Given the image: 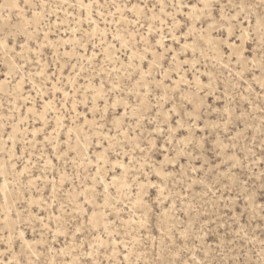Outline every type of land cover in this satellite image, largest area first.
<instances>
[{"label": "rangeland", "instance_id": "374dc122", "mask_svg": "<svg viewBox=\"0 0 264 264\" xmlns=\"http://www.w3.org/2000/svg\"><path fill=\"white\" fill-rule=\"evenodd\" d=\"M57 2L63 8L49 9L38 32L33 24L23 34L32 9L21 3L20 13L0 0V38L27 43L17 47L27 76L22 90L15 78L5 79L11 56L0 51V81L7 82L0 90V261L28 264L36 252L47 264H62L81 258V245L101 236L108 255L116 248L122 261L126 248L133 264L177 257L187 264H264V69L259 56L251 64L241 59L238 46L259 47L238 39L247 20L221 21L203 0H163L167 15L157 6V19L147 12L143 27L119 13L106 14L107 24L94 17L109 35L93 47L85 33L94 26L79 7H68L74 0H51ZM252 21L259 40L255 15ZM118 27L122 36L138 29L145 37L131 67V50L117 51L111 38ZM137 65H151V75L142 78ZM137 80L151 85V96ZM101 84L102 98L94 91ZM118 113L127 136L113 125ZM109 148L97 172V158ZM93 211L103 217L99 231L88 222Z\"/></svg>", "mask_w": 264, "mask_h": 264}, {"label": "snow or ice", "instance_id": "6c2138e0", "mask_svg": "<svg viewBox=\"0 0 264 264\" xmlns=\"http://www.w3.org/2000/svg\"><path fill=\"white\" fill-rule=\"evenodd\" d=\"M21 3L24 4V8H31L32 11L30 13V16L25 20V17L22 15L18 18H16L17 25H20L21 20H25L26 27L22 28V33L26 34L28 33V30L33 27V24H35L36 31L38 32L40 26L43 24L45 19H48L50 17V12L48 11L51 8L54 9H61L63 8V4L57 2L56 4H52L51 0H35L34 3L30 2V0H15L14 4L12 5L13 8H15L18 12L23 13L24 8H21ZM64 3H68V0H64ZM157 6L160 9V12L162 14L167 15L165 9L166 5L164 4L163 0H157V3H145L144 0H138L137 3H132V0H122V2H118V0H74V3L68 4V7L76 8L79 7L81 9L82 16L87 19L88 23L90 25H93L94 27L87 31L85 34L88 37V43H92L93 47L94 41L96 39H99L101 44L107 43V36L109 33L107 32V29L100 30L99 25L97 24V20L94 19V17H99L105 24L109 23V21L105 18L106 14L111 15L113 17L116 16L117 13L120 14L121 20H126L127 23L135 26L140 25L143 27L144 25L141 23V17L146 15L147 12H152L153 16L151 19L155 20L157 19L155 12ZM180 7L186 8L187 5H180ZM203 8L205 11H208L209 9L215 10L219 12V19L221 21L227 20V22L236 21L237 23L247 20L249 25V30L245 32L244 30H241L240 35L238 39L240 41H244L246 38H249L252 40L253 43H256L259 45L257 49L252 48V44H248L247 49H245L242 45L238 46L240 48V56L241 59L246 61L247 63H254L256 61L257 56L260 57V63L261 68L264 69V0H227V3L225 0H203ZM111 9H115V12H112ZM253 9H256L257 11L255 14L253 13ZM125 12H129L132 14V19H129L124 15ZM241 13H244L242 16ZM255 15V25L257 26V29L260 33V38L257 40L256 36H254L251 32V27L253 24L252 17ZM9 23H11L14 19V17L10 14L8 17L5 18ZM57 20H59V17H56ZM172 20H175V17H172ZM79 23H83V20L79 21ZM117 25L120 24V21H115ZM160 23L163 24L164 20L161 19ZM152 25L148 26V33L149 35L152 32ZM20 31V28H18V32ZM74 31L79 32V29H75ZM127 33V37L122 36L120 34V28L118 27L114 34H112L111 38L113 41H119V48H116L115 44H110L109 48H116L117 51H120V49H126L131 50V55L127 57L129 61V67L132 66L131 61L135 60L136 58V44L140 43L142 40L145 39V37L139 33V30H135V34H133L132 30L125 29L124 30ZM232 32V26L229 27V33ZM139 37V38H138ZM38 38V37H37ZM47 38V37H45ZM230 38L231 35H230ZM163 39V38H162ZM133 41L136 43L134 44ZM82 42V41H80ZM159 46L161 47H167L166 45H163L162 42H157ZM17 47L23 49L27 47V43L20 44L18 46H15L13 44V38L11 35H7L5 37L0 38V51L3 52L5 57L11 56L10 60H6L3 68L7 72V76L5 79L8 80L9 83H11V79L9 78H15L16 83L18 85H22L24 80L27 79V76H22L21 69L25 68V65L23 63H20V58L23 57V52H17ZM29 51H31L29 49ZM146 51V49H145ZM95 55V53H94ZM248 57H251L252 59L249 60ZM144 56H140V60H144ZM173 59H175L173 57ZM38 63V61H37ZM145 68H147V72H145ZM138 74L143 78L146 76L151 75V65H137ZM113 71H119V69H113ZM13 73H15V76H13ZM38 75L43 76L44 72L41 71L38 73ZM137 85H140L145 88L144 95L145 96H151V92L147 91V88L151 87L149 83H142L141 80H137ZM119 85H114V88L117 90L119 89ZM18 91H21L20 89H17ZM102 90H103V84H101V88L99 90H94L97 92L98 96H101L102 98ZM162 99L164 97H161ZM115 106V105H114ZM127 108L128 105H125V111L123 114V117H127ZM74 110V109H73ZM95 111V109H93ZM174 110V109H173ZM262 110H264V106H262ZM107 114V113H105ZM117 119L113 121V125L116 127V131L118 134L123 135H129L128 132H121L122 128V119L123 117H120V114H117ZM138 122V120H137ZM57 123H60V120L58 118ZM262 128H264V124L261 125ZM159 131H163V129H159ZM170 131V130H169ZM11 139V137H10ZM114 139V138H110ZM79 140V138H78ZM262 148H264V132H262ZM110 150L106 149L104 154H101L97 158V165L96 170L99 172L100 170V163L105 159V156L107 155V152ZM261 156L264 157V151L261 152ZM261 166L264 167V159L261 160ZM20 175H23V173H20ZM159 175V173H157ZM261 178L264 180V172L261 173ZM100 183H103V181H100ZM7 186V185H6ZM155 187V185H153ZM94 190V189H93ZM104 192H108V187L105 186ZM84 203L87 204L88 200L85 199ZM103 207H107V199H105V204ZM262 211H264V208H262ZM87 216V213H85ZM99 214L95 211L92 212V217L89 218V224H91L96 231H99V221L96 220V217ZM106 221V218H104ZM104 232H108V224L107 222L104 223L103 226ZM79 231V229H77ZM57 234H59V228H57ZM24 233L23 231L20 232V239L23 240ZM94 239L97 241V243L94 244H82V257L78 260H65L62 262V264H133V262L129 261V257L127 254V249L125 248L124 254H123V260L117 261L115 258L119 255H121L120 252L117 251L116 248L111 249V255H108V249L105 247V241L101 239V236H95ZM8 243L11 244V239L9 237ZM7 247V246H5ZM29 248H31V245H29ZM61 252H64L63 249L60 250ZM72 251H75L73 249ZM67 255V253H65ZM32 255L36 256V261H29L28 264H47V262L40 260V255L36 252H33ZM101 256L104 258L102 259ZM0 264H14L12 260H8L7 257L4 261H0ZM15 264H23V261H15ZM166 264H187V262L181 260L179 257L176 259H169ZM198 264H222V262H216V261H210L205 260L198 262Z\"/></svg>", "mask_w": 264, "mask_h": 264}, {"label": "bare ground", "instance_id": "6f19581e", "mask_svg": "<svg viewBox=\"0 0 264 264\" xmlns=\"http://www.w3.org/2000/svg\"><path fill=\"white\" fill-rule=\"evenodd\" d=\"M5 3H7V5L9 6V7H12V5L14 4V0H5ZM6 85H7V82H6V80H3V81H0V90H6ZM18 88H20L21 90H22V85H18ZM2 171V163L0 162V172ZM7 183H6V181H5V185H6ZM96 220H98L99 221V224H101L102 223V221H103V217H102V215L100 214V215H98L97 217H96Z\"/></svg>", "mask_w": 264, "mask_h": 264}]
</instances>
